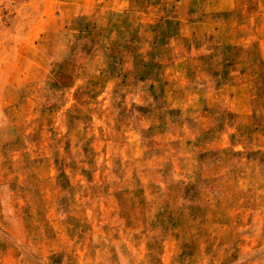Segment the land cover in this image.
<instances>
[{"label":"rangeland","instance_id":"obj_1","mask_svg":"<svg viewBox=\"0 0 264 264\" xmlns=\"http://www.w3.org/2000/svg\"><path fill=\"white\" fill-rule=\"evenodd\" d=\"M0 264H264V0H0Z\"/></svg>","mask_w":264,"mask_h":264}]
</instances>
